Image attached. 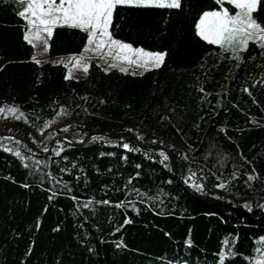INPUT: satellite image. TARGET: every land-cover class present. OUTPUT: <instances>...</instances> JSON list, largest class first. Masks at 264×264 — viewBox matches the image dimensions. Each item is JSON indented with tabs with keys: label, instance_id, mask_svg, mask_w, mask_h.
I'll return each instance as SVG.
<instances>
[{
	"label": "trees",
	"instance_id": "trees-1",
	"mask_svg": "<svg viewBox=\"0 0 264 264\" xmlns=\"http://www.w3.org/2000/svg\"><path fill=\"white\" fill-rule=\"evenodd\" d=\"M218 8L214 0L118 6L113 36L165 51L162 65L133 74L91 60L85 76L65 79L64 63L35 62L21 8L0 0V107L23 113H0V132L42 151L56 136L129 132L171 150L179 177L167 153L126 136L58 141L48 155L0 136V264H221L227 252L223 264H256L264 253V54L250 43L236 60L201 39V14ZM254 18L264 25V0ZM86 42L79 29L57 27L48 53L79 54Z\"/></svg>",
	"mask_w": 264,
	"mask_h": 264
},
{
	"label": "snow or ice",
	"instance_id": "snow-or-ice-1",
	"mask_svg": "<svg viewBox=\"0 0 264 264\" xmlns=\"http://www.w3.org/2000/svg\"><path fill=\"white\" fill-rule=\"evenodd\" d=\"M15 2L21 8L17 14L25 21L23 39L29 45L35 47L37 41H42L44 50L47 51V38L52 37L54 29L65 26L79 29L87 34L84 53L91 51L112 57L118 63H113L111 67H119L121 72L128 70L124 64L145 70L159 68L166 53L147 51L143 47H133L131 43L115 39L110 28L117 7L179 9L182 6V0H15ZM214 2L219 8L201 14L196 24L197 35L209 44L219 45L223 52H231L236 60L241 59V53L248 50L250 43L258 46L264 54V25L254 18L261 0H214ZM225 4L234 9V14L230 12L229 7H225ZM33 59L35 60V57ZM35 62L39 63L38 60ZM69 63L72 67L82 68L84 72L89 70L88 58L83 53L69 57ZM69 78L70 75L65 77ZM18 111L17 107H0V113L7 112L16 116ZM22 115L23 113H20V116ZM20 116L16 118L19 119ZM123 147L131 150L127 143ZM14 154L23 160L21 152L17 151ZM161 155L165 160L168 158L164 153ZM192 187L201 186L193 184ZM260 207L264 208V205ZM248 210L251 211V207ZM186 243L190 246L191 240ZM223 243L228 244V239L226 238ZM258 243L264 248V237H260ZM261 248L255 250L261 251ZM231 254L233 253H223L221 264L224 257ZM253 259L256 264H264V253L260 258Z\"/></svg>",
	"mask_w": 264,
	"mask_h": 264
},
{
	"label": "rangeland",
	"instance_id": "rangeland-1",
	"mask_svg": "<svg viewBox=\"0 0 264 264\" xmlns=\"http://www.w3.org/2000/svg\"><path fill=\"white\" fill-rule=\"evenodd\" d=\"M47 39H48V44H49V38H47ZM115 39H118V38H115ZM118 40H121V39H118ZM121 41H123V40H121ZM123 42H126V41H123ZM126 43H129V42H126ZM44 47L45 46H44L42 41H37L36 42V44H35V55H36L35 61L38 60L39 62H43V61H46V60H51V61H55V62L64 63L65 65H68L67 66L68 67V74L70 75V77L80 78V77H83V76L86 75L87 72H84L82 68L72 67V64L69 63V57L74 56V55L78 56V55H80L82 53L88 58V63H90L91 60H96L105 69L119 68V67H111V65L113 63H118V62L114 61L112 59V57L107 56V55H102V54H98L96 52H91V51L84 53V51H83V52H81L79 54H73V55L69 54V55H63V56H60V57H50L49 53H48V50L45 51ZM133 47H141V46L133 45ZM144 49L147 50V51H154V52L155 51H159V52L166 53L165 51H161V50H151V49H147V48H144ZM72 63H74V61ZM123 66L128 68L127 71L133 72V73H142L143 71H145V69L138 68L136 66H128L126 64H124Z\"/></svg>",
	"mask_w": 264,
	"mask_h": 264
},
{
	"label": "water",
	"instance_id": "water-1",
	"mask_svg": "<svg viewBox=\"0 0 264 264\" xmlns=\"http://www.w3.org/2000/svg\"><path fill=\"white\" fill-rule=\"evenodd\" d=\"M97 135H104L106 137H121V136H126V137H129L131 138L136 144L142 146V147H147V148H152V149H156V150H160V151H163L165 153L168 154L169 158H170V161H171V164H172V167H173V170L175 172V175L177 178L178 177V172H177V167H176V161H175V157H174V154L172 153L171 150L165 148V147H162V146H158V145H154V144H149V143H144L142 141H140L135 135H133L132 133H129V132H116V133H113V132H108V131H93V132H90L88 133L84 139L80 142H77V141H74L64 135H61V136H56L54 138V140L52 141L51 143V146H50V149L48 151H42L40 150L39 148H37L35 145H33L30 141H28L26 138L18 135V134H15V133H4V132H0V136L2 137H10V138H14V139H19L21 141H23L25 144H27L28 146H30L31 148H33L35 151L39 152V153H43V154H50L51 153V150L54 146V144L58 141H64L70 145H73V146H79V145H84L86 144L91 138L97 136ZM182 182V181H181ZM183 184V183H182Z\"/></svg>",
	"mask_w": 264,
	"mask_h": 264
},
{
	"label": "bare ground",
	"instance_id": "bare-ground-1",
	"mask_svg": "<svg viewBox=\"0 0 264 264\" xmlns=\"http://www.w3.org/2000/svg\"><path fill=\"white\" fill-rule=\"evenodd\" d=\"M104 136V135H103ZM165 153V152H164ZM43 154V153H42Z\"/></svg>",
	"mask_w": 264,
	"mask_h": 264
},
{
	"label": "crops",
	"instance_id": "crops-1",
	"mask_svg": "<svg viewBox=\"0 0 264 264\" xmlns=\"http://www.w3.org/2000/svg\"><path fill=\"white\" fill-rule=\"evenodd\" d=\"M35 57H36V55H35Z\"/></svg>",
	"mask_w": 264,
	"mask_h": 264
}]
</instances>
